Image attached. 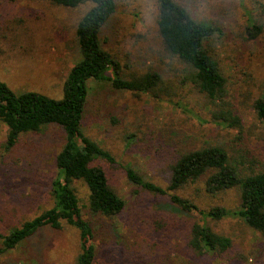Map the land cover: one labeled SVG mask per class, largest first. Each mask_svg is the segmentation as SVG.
Segmentation results:
<instances>
[{"label":"rangeland","instance_id":"rangeland-1","mask_svg":"<svg viewBox=\"0 0 264 264\" xmlns=\"http://www.w3.org/2000/svg\"><path fill=\"white\" fill-rule=\"evenodd\" d=\"M177 1L195 19L217 28L207 47L219 61L227 79V100L239 108L245 129L239 134L211 121L204 95L184 81L185 64L163 48L156 0H116L117 10L101 33L103 45L121 61L125 74L154 69L162 80L149 93L115 90L109 82L89 83L84 130L116 159L107 165L126 201L118 216H95L88 208L87 187L76 182L84 216L94 230L95 263L264 264L260 234L236 217L210 222L215 231L232 238V260L195 253L188 241L192 225L203 221L198 211L187 213L169 195L143 190L124 172V167H133L166 186L173 157L208 144L224 145L233 154L244 150L243 154L249 152L251 160L264 165V123L253 108V102L264 93V0ZM89 7L0 0V80L16 92L36 91L59 98L67 75L80 58L75 27ZM252 22L262 23V33L256 38L248 34ZM7 133L8 127L0 121L3 232L53 206L50 186L57 174L55 157L64 143L63 130L49 126L22 134L7 151ZM236 135L246 138L235 142ZM180 193L201 208L216 204L234 208L239 203L233 191L207 196L202 183H192ZM79 252L77 229L68 224L60 229L45 226L20 247L0 256V264H76Z\"/></svg>","mask_w":264,"mask_h":264},{"label":"trees","instance_id":"trees-1","mask_svg":"<svg viewBox=\"0 0 264 264\" xmlns=\"http://www.w3.org/2000/svg\"><path fill=\"white\" fill-rule=\"evenodd\" d=\"M45 1L67 8L83 4L90 7L76 24L80 58L67 75L59 98L36 91L16 92L0 80V121L8 127L7 151L25 133L40 132L49 126H58L64 133L63 146L55 157L57 174L50 186L53 206L8 232L0 230V256L20 247L45 226L60 229L68 224L79 233L76 264H96L94 230L84 216L75 184L82 182L87 187L88 208L95 216H118L125 210L126 201L113 183L107 165L114 164L116 159L84 130L89 83L109 82L115 90L149 93L160 84L162 76L154 69L125 74L121 61L103 45L101 33L117 10L116 0ZM156 6V24L163 48L185 64L184 81L192 83L204 95L212 122L241 134L245 129L244 119L239 108L227 100V79L207 47L217 28L195 19L177 0H156ZM247 29L250 37L256 38L262 33V23L252 22ZM253 108L264 123V93L253 102ZM244 138L236 135L235 142ZM242 151L236 150L233 154L224 145L217 144L182 151L173 157L166 186L146 178L133 167H124V172L131 183L143 190L169 195L187 213L198 211L203 221L191 227L188 241L191 250L232 260L229 255L232 238L215 231L211 221L239 218L260 234L264 244V165L251 160L249 152ZM192 183H202L209 197L233 191L239 203L234 208L220 204L201 208L180 195Z\"/></svg>","mask_w":264,"mask_h":264}]
</instances>
